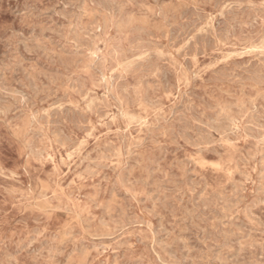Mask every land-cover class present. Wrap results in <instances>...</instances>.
Here are the masks:
<instances>
[{"label":"rangeland","instance_id":"obj_1","mask_svg":"<svg viewBox=\"0 0 264 264\" xmlns=\"http://www.w3.org/2000/svg\"><path fill=\"white\" fill-rule=\"evenodd\" d=\"M263 3L0 0V264H264Z\"/></svg>","mask_w":264,"mask_h":264},{"label":"bare ground","instance_id":"obj_2","mask_svg":"<svg viewBox=\"0 0 264 264\" xmlns=\"http://www.w3.org/2000/svg\"><path fill=\"white\" fill-rule=\"evenodd\" d=\"M91 1H92V0H91ZM103 1H105V0H103ZM112 1H113V0H112ZM116 1H117V0H116ZM215 1H216V0H215ZM94 2H95V1H94ZM110 2H111V1H110ZM222 2H223V1H222ZM101 3H102V2H101ZM104 3H105V2H104ZM115 3H116V2H115ZM118 3H120V2H118ZM127 3H128V2H127ZM158 3H159V2H158ZM197 3H198V2H197ZM223 3H224V2H223ZM229 3H230V2H229ZM107 4H108V3H107ZM227 4H228V3H227ZM230 4H231V3H230ZM263 4H264V3H263ZM119 5H120V4H119ZM233 5H234V4H233ZM100 6H101V5H100ZM102 6H103V5H102ZM106 6H107V5H106ZM108 6H109V5H108ZM111 6H112V5H111ZM125 6H127V5H125ZM235 6H236V5H235ZM251 6H252V5H251ZM160 7H161V6H160ZM261 7H262V6H261ZM261 7H260V8H261ZM108 8H109V7H108ZM114 8H115V6H114ZM119 8H120V7H119ZM192 8H193V7H192ZM243 8H244V7H243ZM193 9H194V8H193ZM198 9H199V8H198ZM230 9H231V8H230ZM237 9H238V7H237ZM111 10H112V9H111ZM186 10H188V9H186ZM138 11H139V10H138ZM191 11H192V10H191ZM201 11H202V10H201ZM231 11H232V10H231ZM255 11H256V10H255ZM258 11H259V10H258ZM112 12H113V11H112ZM226 12H227V11H226ZM228 12H229V10H228ZM245 12H246V11H245ZM262 12H263V11H262ZM259 13H260V12H259ZM116 14H117V13H116ZM182 14H183V13H182ZM191 14H192V13H191ZM195 14H196V13H195ZM199 14H200V13H199ZM199 14H198V15H199ZM226 14H227V13H226ZM237 14H238V13H237ZM243 14H244V13H243ZM247 14H248V13H247ZM251 15H252V14H251ZM257 15H258V14H257ZM262 15H264V14H262ZM122 16H123V15H122ZM124 16H125V15H124ZM191 16H192V15H191ZM200 16H202V15H200ZM238 16H239V15H238ZM131 17H132V16H131ZM183 17H185V16L182 15L181 18H183ZM235 17H236V16H235ZM235 17H234V18H235ZM247 17H249V16H247ZM128 18H129V17H128ZM189 18H191V17H189ZM212 18H213V17H212ZM224 18H225V17H224ZM226 18H228V17H226ZM234 18H233V19H234ZM238 18H239V17H238ZM249 18H251V17H249ZM249 18H248V19H249ZM109 19H110V18H109ZM111 19H112V18H111ZM125 19H127V17H126ZM131 19H132V18H131ZM169 19H170V18H169ZM195 19H196V18H195ZM199 19H200V18H199ZM214 19H215V18H214ZM233 19H232V20H233ZM253 19H254V18H253ZM196 20H197V19H196ZM203 20H204V19H203ZM215 20H216V19H215ZM219 20H220V18H219ZM251 20H252V19H251ZM194 21H195V20H194ZM213 21H214V20H213ZM216 21H217V20H216ZM223 21H224V20H223ZM235 21H236V20H235ZM238 21H239V20H238ZM249 21H250V20H249ZM189 22H190V21H189ZM218 22H219V21H218ZM252 22H253V21H252ZM201 23H202V22H201ZM225 23H226V22H225ZM227 23H228V22H227ZM249 23H250V22H249ZM193 24H194V23H193ZM199 24H200V23H199ZM189 25H190V24H189ZM217 25H218V24H217ZM224 25H225V24H224ZM228 25H229V24H228ZM245 25H246V24H245ZM173 26H175V25H173ZM193 26H194V25H193ZM195 26H196V25H195ZM218 26H219V25H218ZM231 26H232V24H231ZM238 26H239V25H238ZM247 26H248V25H247ZM249 26H250V25H249ZM249 26H248V27H249ZM182 27H183V26H182ZM184 27H185V26H184ZM186 27H187V26H186ZM188 27H189V26H188ZM227 27H228V26H227ZM233 27H234V25H233ZM240 27H241V26H240ZM138 28H139V27H138ZM197 28H198V26H197ZM238 28H239V27H238ZM210 29H211V28H210ZM232 29H233V28H232ZM131 30H132V29H131ZM146 30H147V29H146ZM175 30H176V29H175ZM177 30H178V29H177ZM207 30H208V29H207ZM222 30H223V29H222ZM224 30H225V29H224ZM228 30H229V29H228ZM263 30H264V29H263ZM132 31H133V30H132ZM136 31H137V30H136ZM140 31H141V29H140ZM183 31H184V30H183ZM239 31H240V29H239ZM133 32H134V31H133ZM177 32H179V31H177ZM177 32H176V33H177ZM181 32H182V31H181ZM204 32H205V31H204ZM211 32H212V31H211ZM224 32H225V31H224ZM252 32H253V31H252ZM122 33H123V32H122ZM138 33H140V32H138ZM138 33H137V34H138ZM142 33H143V32H142ZM145 33H146V32H145ZM151 33H152V32H151ZM189 33H190V32H189ZM162 34H163V32H162ZM174 34H175V33H174ZM219 34H220V33H219ZM219 34H218V36H219ZM256 34H257V33H256ZM147 35H148V34H147ZM149 35H150V34H149ZM178 35H179V34H178ZM182 35H183V33H182ZM182 35H181V36H182ZM223 35H224V34H223ZM228 35H229V34H228ZM235 35H236V34H235ZM243 35H244V34H243ZM139 36H140V34H139ZM171 36H172V35H171ZM171 36H170V37H171ZM174 36H175V35H174ZM225 36H226V34H225ZM231 36H232V35H231ZM244 36H245V35H244ZM259 36H260V34H259ZM259 36H258V37H259ZM144 37H145V36H144ZM149 37H151V36H149ZM199 37H200V35H199ZM221 37H222V36H221ZM248 37H249V36H248ZM173 38H175V37H173ZM181 38H182V37H181ZM203 38H204V37H203ZM208 38H209V36H208ZM222 38H223V37H222ZM149 39H150V38H149ZM170 39H171V38H170ZM183 39H185V38H183ZM192 39H193V38H192ZM209 39H210V38H209ZM226 39H227V36H226ZM258 39H259V38H258ZM131 40H132V39H131ZM190 40H191V39H190ZM205 40H206V38H205ZM207 40H208V39H207ZM144 41H145V40H144ZM147 41H148V40H147ZM156 41H157V40H156ZM176 41H177V39H176ZM181 41H182V39H181ZM213 41H214V40H213ZM227 41H228V39H227ZM150 42H151V41H150ZM173 42H174V41H173ZM178 42H179V41H178ZM197 42H198V41H197ZM244 42H245V41H244ZM248 42H249V41H248ZM119 43H121V42H119ZM175 43H176V42H175ZM213 43H214V42H213ZM245 43H246V42H245ZM148 44H149V43H148ZM159 44L161 45L162 43H159ZM177 44H178V43H177ZM201 44H202V43H201ZM204 44H205V43H204ZM119 45H120V44H119ZM150 45H151V44H150ZM173 45H174V44H173ZM190 45H191V44H190ZM194 46H195V45H194ZM209 46H212V45H209ZM215 46H216V45H215ZM137 47H138V46H137ZM142 47H144V46H142ZM190 47H191V46H190ZM190 47H189V48H190ZM195 47H196V46H195ZM195 47H194V48H195ZM113 48H114V47H113ZM122 48H123V47H122ZM130 48H131V47H130ZM130 48H129V49H130ZM201 48H202V47H201ZM201 48H200V49H201ZM131 49H132V48H131ZM200 49H199V50H200ZM140 50H141V49H140ZM181 50H182V49H181ZM190 50H191V49H190ZM130 52H131V51H130ZM116 53H117V52H116ZM122 53H123V52H122ZM140 53H141V52H140ZM182 53H183V52H182ZM197 53H198V52H197ZM199 53H200V52H199ZM133 54H134V53H133ZM200 54H201V53H200ZM182 55H183V54H182ZM182 55H181V56H182ZM189 55H190V54H189ZM257 55H258V54H257ZM261 55H262V54H261ZM112 56H113V55H112ZM130 56H131V55H130ZM132 56H133V55H132ZM143 56H144V55H143ZM152 57H153V56H152ZM102 58H103V57H102ZM135 58H136V57H135ZM158 58H161V56L158 57ZM115 59H116V58H115ZM119 59H120V58H119ZM126 59H127V58H126ZM149 59H151V57H150ZM187 59H188V58H186V61H187ZM133 60H135V59H133ZM143 60H144V59H143ZM145 60H146V59H145ZM154 60H155V59H154ZM168 60H169V59H168ZM182 60H183V59H182ZM102 61H103V60H102ZM139 61H140V60H139ZM150 61H151V60H150ZM150 61H149V62H150ZM104 62H105V61H104ZM191 62H192V61H191ZM225 62H226V61H225ZM250 62H251V61H250ZM257 62H258V61H257ZM261 62H262V61H261ZM102 63H103V62H102ZM155 63H156V62H155ZM157 63H158V62H157ZM159 63H160V62H159ZM185 63H186V62H185ZM188 63H189V62H188ZM234 63H235V62H234ZM112 64H113V63H112ZM112 64H110V65H112ZM142 64H143V63H142ZM163 64H164V63H163ZM165 64H166V63H165ZM260 64H261V63H260ZM262 64H263V63H262ZM137 65H138V64H137ZM152 65H153V64H152ZM155 65H156V64H155ZM158 65H159V64H158ZM158 65H157V66H158ZM250 65H251V64H250ZM91 66H92V65H91ZM147 66H148V65H147ZM149 66H150V64H149ZM149 66H148V67H149ZM190 66H191V65H190ZM259 66H260V65H259ZM259 66H258V67H259ZM104 67H105V65H104ZM111 67H112V66H111ZM133 67H134V66H133ZM140 67H141V66H140ZM151 67H152V66H151ZM251 67H252V66H251ZM168 68H169V67H168ZM173 68H174V67H173ZM221 68H222V67H221ZM256 68H257V67H256ZM256 68H255V69H256ZM259 68H260V67H259ZM148 69H150V68H148ZM156 69H157V68H156ZM196 69H197V68H196ZM237 69H238V68H237ZM255 69H254V70H255ZM257 69H258V68H257ZM102 70H103V69H102ZM123 70H124V69H123ZM130 70H131V69H130ZM150 70H151V69H150ZM152 70H153V69H152ZM189 70H190V69H189ZM131 71H132V70H131ZM133 71H134V69H133ZM133 71H132V72H133ZM141 71H142V70H141ZM171 71H172V70H171ZM221 71H222V70H221ZM242 71H243V70H242ZM244 71H245V70H244ZM249 71H250V70H249ZM143 72H144V71H143ZM143 72H142V73H143ZM193 72H194V70H193ZM217 72H218V71H217ZM223 72H224V71H223ZM229 72H230V71H229ZM251 72H252V71H251ZM259 72H260V71H259ZM259 72H258V73H259ZM261 72H262V71H261ZM101 73H102V72H101ZM108 73H109V72H108ZM155 73H156V72H155ZM155 73H154V74H155ZM163 73H164V72H163ZM163 73H162V74H163ZM167 73H168V72H167ZM225 73H226V72H225ZM230 73H231V72H230ZM246 73H247V72H246ZM253 73H255V72H253ZM109 74H110V73H109ZM162 74H161V75H162ZM221 74H222V73H221ZM227 74H228V73H227ZM244 74H245V73H244ZM256 74H257V73H256ZM147 75H148V74H147ZM163 75H164V74H163ZM165 75H166V73H165ZM228 75H229V74H228ZM251 75H252V74H251ZM260 75H261V74H260ZM97 76H98V75H97ZM102 76H103V75H102ZM117 76H118V75H117ZM155 76H156V75H155ZM167 76H168V75H167ZM193 76H194V75H193ZM232 76H233V75H232ZM246 76H247V75H246ZM246 76H245V77H246ZM252 76H253V75H252ZM99 77H100V76H99ZM118 77H119V76H118ZM162 77H163V76H162ZM165 77H166V76H165ZM250 77H251V76H250ZM250 77H249V78H250ZM255 77H256V76H255ZM143 78H144V77H143ZM252 78H253V77H252ZM258 78H259V77H258ZM145 79H146V78H145ZM151 79H152V78H151ZM186 79H187L186 81H188V78H186ZM196 79H199V78H196ZM218 79H220V78H218ZM111 80H112V79H111ZM212 80H213V79H212ZM212 80H211V81H212ZM224 80H225V79H224ZM242 80H243V79H242ZM263 80H264V79H263ZM105 81H106V79H105ZM112 81H113V80H112ZM191 81H192V80H191ZM195 81H196V80H195ZM109 82H110V81H109ZM143 82H144V81H143ZM166 82H167V81H166ZM166 82H165V83H166ZM228 82H229V81H228ZM237 82H238V81H237ZM262 82H263V81H262ZM78 83H80V82H78ZM106 83H107V82H106ZM263 83H264V82H263ZM163 84H164V83H163ZM170 84H171V83H170ZM172 84H173V83H172ZM83 85H84V84H83ZM105 86H106V85H105ZM114 86H115V85H114ZM145 86H147V85H145ZM167 86H168V85H167ZM83 87H84V86H83ZM106 87L109 88L108 84H107ZM106 87H105V88H106ZM115 87H116V86H115ZM121 87H122V86H121ZM164 87H165V86H164ZM187 87H188V86H187ZM79 88H80V86H79ZM129 88H130V87H129ZM138 88H139V87H138ZM136 89H137V88H136ZM129 90H130V89H129ZM243 90H244V89H243ZM17 91H19V90H17ZM17 91H16V92H17ZM82 91H83V90H82ZM125 91H126V90H125ZM135 91H136V90H135ZM178 91H179V90H178ZM194 91H195V90H194ZM107 92H108V91H107ZM136 92H137V91H136ZM138 92H139V91H138ZM195 92H196V91H195ZM224 92H225V91H224ZM243 92H244V91H243ZM247 92H248V91H247ZM66 93H67V92H66ZM125 93H126V92H125ZM18 94H20V93H18ZM91 94H93V93H91ZM101 94H102V93H101ZM128 94H129V93H128ZM137 94H138V93H137ZM192 94H193V93H192ZM21 95H22V94H21ZM131 95H132V94H131ZM133 95H134V94H133ZM147 95H148V94H147ZM193 95H196V94H193ZM63 96H64V95H63ZM185 96H186V95H185ZM198 96H199V95H198ZM46 97H48V96H46ZM113 97H114V96H113ZM129 97H130V96H129ZM145 97H146V96L144 95V98H145ZM231 97H232V96H231ZM59 98H60V97H59ZM64 98H65V97H64ZM116 98H117V97H116ZM147 98H148V97H147ZM200 98H201V96H200ZM262 98H263V96H262ZM26 99H27V97H26ZM55 99H56V98H55ZM60 99H61V98H60ZM66 99H67V98H66ZM130 99H131V98H130ZM206 99H207V98H206ZM236 99H237V98H236ZM254 99H255V98H254ZM104 100H105V99H104ZM134 100H135V99H134ZM145 100L147 101L146 98H145ZM153 100H154V99H153ZM157 100H158V99H157ZM201 100H202V99H201ZM204 100H205V98H204ZM26 101H27V100H26ZM84 101H85V100H84ZM207 101H208V100H207ZM97 102H98V101H97ZM120 102H121V101H120ZM135 102H136V101H134V103H135ZM150 102H151V100H150ZM157 102H159V100H158ZM204 102H206V101H204ZM126 103H127V102H126ZM155 103H156V101H155ZM159 103H160V102H159ZM51 104H52V103H51ZM60 104H61V103H60ZM98 104H99V103H98ZM98 104H97V105H98ZM100 104H102V103L100 102ZM107 104H108V103H107ZM188 104H189V103H188ZM194 104H195V103H194ZM217 104H218V103H217ZM253 104H254V103H253ZM253 104H252V105H253ZM152 105H153V104H152ZM189 105H190V104H189ZM208 105H209V104H208ZM250 105H251V104H250ZM254 105H255V104H254ZM259 105H260V104H259ZM49 106H50V105H49ZM100 106H101V105H100ZM187 106H188V105H186V107H187ZM193 106H194V105H193ZM193 106H192V107H193ZM218 106H219V105H218ZM220 106H221V105H220ZM229 106H230V105H229ZM236 106H237V105H236ZM103 107H104V106H103ZM180 107H181V106H180ZM208 107H209V106H208ZM212 107H213V106H212ZM245 107H246V106H245ZM253 107H254V106H253ZM258 107H259V106H258ZM55 108H57V107H55ZM171 108H172V107H171ZM176 108H177V107H176ZM216 108H217V107H216ZM250 108H251V107H250ZM255 108H256V107H255ZM255 108H253V109H255ZM263 108H264V107H263ZM72 109H73V108H72ZM74 109H75V108H74ZM88 109H89V108H88ZM183 109H184V108H183ZM225 109L227 110V108H225ZM257 109H258V108H257ZM36 110H37V109H36ZM56 110H58V108L55 109V111H56ZM68 110H69V109H68ZM94 110H95V109H94ZM173 110H174V109H173ZM194 110H195V109H194ZM201 110H202V109H201ZM214 110H215V108H214ZM226 110H225V111H226ZM239 110H240V109H239ZM241 110H242V109H241ZM245 110H246V109H245ZM260 110H261V109H260ZM263 110H264V109H263ZM53 111H54V110H53ZM76 111H77V110H76ZM187 111H188V109H187ZM187 111H186V112H187ZM222 111H224V110H222ZM222 111H221V112H222ZM56 112H57V111H56ZM66 112H67V111H66ZM77 112H78V111H77ZM212 112H213V111H212ZM238 112H239V111H238ZM250 112H251V111H250ZM254 112H255V111H254ZM256 112H257V111H256ZM48 113H49V112H48ZM52 113H53V112H52ZM64 113H65V112H64ZM67 113H68V112H67ZM78 113H79V112H78ZM104 113H105V112H104ZM160 113H162V112H160ZM201 113H202V112H201ZM240 113H243V112H240ZM55 114H56V113H55ZM86 114H87V113H86ZM184 114H185V113H184ZM194 114H195V113H194ZM211 114H212V113H211ZM213 114H214V113H213ZM244 114H245V113H244ZM35 115H36V114H35ZM51 115H52V114H51ZM64 115H65V114H64ZM67 115H68V114H67ZM75 115H76V114H75ZM171 115H172V112H171ZM171 115H170V116H171ZM174 115H175V114H174ZM241 115H242V114H241ZM245 115H246V114H245ZM250 115H251V114H250ZM53 116H55V115H53ZM69 116H70V115H69ZM69 116H68V117H69ZM72 116H73V115H72ZM163 116H165V115H163ZM179 116H180V115H179ZM207 116H208V115H207ZM216 116H217V115H216ZM225 116H226V114H225ZM247 116H248V114H247ZM257 116H258V115H257ZM260 116H261V115H260ZM58 117H60V116H58ZM58 117H57V118H58ZM80 117H81V116H80ZM155 117H156V116H155ZM196 117H197V116H196ZM198 117H200V116H198ZM232 117H234V116H232ZM43 118H44V117H43ZM45 118H46V117H45ZM57 118H56V119H57ZM202 118H203V117H202ZM216 118H217V117H216ZM257 118H259V117H257ZM257 118H256V119H257ZM53 119H54V118H53ZM56 119H55V120H56ZM69 119H71V118H69ZM83 119H84V118H83ZM166 119H167V118H166ZM180 119H181V118H180ZM183 119H184V118H183ZM210 119H211V118H210ZM239 119H240V118H239ZM250 119H251V117H250ZM35 120H36V119H35ZM47 120H48V118H47ZM60 120H61V119H60ZM73 120H74V119H73ZM75 120H76V119H75ZM75 120H74V121H75ZM86 120H89V118L86 119ZM159 120H160V119H159ZM200 120H201V119H200ZM225 120H226V119H225ZM227 120H228V119H227ZM32 121H34V120H32ZM52 121H53V120H52ZM71 121H72V120H71ZM74 121H73V122H74ZM79 121H80V120H79ZM198 121H199V120H198ZM255 121H256V120H255ZM46 122H47V121H46ZM108 122H109V121H108ZM175 122H176V121H175ZM210 122H211V121H210ZM214 122H216V121L214 120ZM233 122H234V121H233ZM246 122H247V121H246ZM57 123H58V122H57ZM152 123H153V122H152ZM179 123H180V122H179ZM182 123H183V122H182ZM208 123H209V122H208ZM208 123H207V124H208ZM216 123H217V122H216ZM256 123H257V122H256ZM261 123H262V122H261ZM261 123H260V124H261ZM76 124H78V123H76ZM175 124H176V123H175ZM205 124H206V122H205ZM212 124H213V123H212ZM225 124H227V123H225ZM65 125H66V124H65ZM222 125H223V124H222ZM229 125H230V124H229ZM235 125H236V124H235ZM256 125H257V124H256ZM40 126H41V125H40ZM54 126H55V124H54ZM58 126H59V125H58ZM87 126H88V125H87ZM87 126H86V127H87ZM191 126H192V125H191ZM197 126H198V125H197ZM205 126H206V125H205ZM251 126H252V125H251ZM260 126H261V125H260ZM56 127H57V125H56ZM63 127H64V126H63ZM88 127H89V126H88ZM129 127H130V126H128V128H129ZM159 127H161V126H159ZM193 127H194V126H193ZM201 127H202V126H201ZM225 127H226V126H225ZM253 127H255V126H253ZM253 127H252V128H253ZM33 128H34V127H33ZM80 128H81V127H80ZM131 128H132V127H131ZM154 128H155V127H154ZM187 128H188V127H187ZM187 128H186V129H187ZM211 128H212V127H211ZM215 128H216V127H215ZM227 128H228V125H227ZM248 128H249V127H248ZM58 129H59V128H58ZM170 129H171V128H170ZM201 129H202V128H201ZM222 129H223V128H222ZM229 129H230V128H229ZM234 129H237V127H236V128L234 127ZM38 130H39V129H38ZM123 130H124V129H123ZM167 130H168V129H167ZM194 130H195V129H194ZM213 130H214V129H213ZM223 130H224V129H223ZM238 130H240V128H239ZM246 130H248V129H246ZM251 130H252V129H251ZM256 130H257V129H256ZM29 131H30V130H29ZM52 131H53V130H52ZM95 131H96V130H95ZM126 131H127V130H126ZM126 131H125V132H126ZM137 131H138V130H137ZM156 131H157V130H156ZM200 131H201V130H200ZM204 131H205V130H204ZM215 131H216V130H215ZM230 131H232V130H230ZM235 131H236V130H235ZM41 132H42V131H41ZM54 132H55V131H54ZM62 132H63V131H62ZM118 132H120V131H118ZM147 132H148V131H147ZM147 132H146V133H147ZM205 132H206V131H205ZM205 132H204V133H205ZM209 132H210V131H209ZM211 132H212V131H211ZM219 132H220V131H219ZM251 132H253V131H251ZM258 132H259V131H258ZM35 133H36V132H35ZM39 133H40V132H39ZM59 133H60V132H59ZM92 133H93V132H92ZM181 133H182V132H181ZM188 133H189V132H188ZM190 133H191V132H190ZM201 133H202V132H201ZM225 133H226V132H225ZM253 133H254V132H253ZM255 133H256V132H255ZM33 134H34V132H33ZM61 134H62V133H61ZM124 134H125V133H124ZM152 134H153V133H152ZM191 134H192V133H191ZM191 134H190V136H191ZM194 134H195V133H194ZM196 134H197V133H196ZM196 134H195V135H196ZM222 134H223V133H222ZM251 134H252V133H251ZM260 134H262V133H260ZM27 135H28V133H27ZM62 135H63V134H62ZM182 135H183V134H182ZM185 135H186V134H185ZM206 135H207V134H206ZM206 135H205V136H206ZM253 135H254V134H253ZM34 136H35V135H34ZM188 136H189V135H188ZM218 136H219V135H218ZM230 136H231V134H230ZM261 136H262V135H261ZM183 137H184V136H183ZM220 137H221V136H220ZM256 137H257V136H256ZM33 138H34V137H33ZM67 138H69V137H67ZM67 138H66V139H67ZM122 138H123V137H121V139H122ZM184 138H185V140H187L186 137H184ZM208 138H209V137H208ZM258 138H259V137H258ZM263 138H264V137H263ZM58 139H59V138H58ZM70 139H71V138H70ZM70 139H69V140H70ZM77 139H78V138H77ZM124 139H125V138H124ZM155 139H156V138H155ZM209 139H211V138H209ZM137 140H139V139H137ZM192 140H193V139H192ZM200 140H201V137H200ZM200 140H199V141H200ZM139 141H140V140H139ZM143 141H144V140H143ZM201 141H202V140H201ZM207 141H208V140H207ZM235 141H236V140H235ZM59 142H60V141H59ZM65 142H66V141H65ZM75 142H77V141L75 140ZM140 142H141V141H140ZM261 142H262V139H261ZM61 143H62V140H61ZM144 143H146V142H144ZM144 143H143V144H144ZM193 143H194V141H193ZM195 143H197V142H195ZM207 143H208V142H207ZM211 143H212V142H211ZM258 143H259V142H258ZM124 144H125V143H124ZM163 144H165V143H163ZM85 145H86V144H85ZM111 145H112V143H111ZM114 145H115V143H114ZM125 145H126V144H125ZM131 145H134V144L132 143ZM131 145H130V146H131ZM211 145H212V144H211ZM255 145H257V144H255ZM108 146H109V145H108ZM108 146H107V147H108ZM160 146H161V145H160ZM262 146H264V145H262ZM30 147H31V146H30ZM33 147H34V146H33ZM64 147H65V146H64ZM98 147H99V146H98ZM102 147H104V146H102ZM99 148H100V147H99ZM108 148H110V147H108ZM198 148H199V147H198ZM207 148H208V147H207ZM211 148H212V147H211ZM216 148H217V147H216ZM29 149H30V148H29ZM96 149H97V148H96ZM96 149H95V150H96ZM127 149L129 150V148H127ZM39 150H40V149H39ZM100 150H101V149H100ZM205 150H206V149H205ZM208 150H209V149H208ZM260 150H261V148H260ZM40 151H41V150H40ZM40 151H38V153H39ZM112 151H113V149H112ZM126 151H127V150H126ZM126 151H125V152H126ZM201 151H202V149H201ZM36 152H37V151H36ZM42 152H43V151H42ZM90 152H91V151H90ZM114 152H115V151H114ZM214 152H215V150H214ZM259 152H260V151H259ZM262 152H263V151H262ZM135 153H136V152H135ZM165 153H166V152H165ZM40 154H41V153H40ZM104 154H105V153H104ZM129 154H130V153H129ZM129 154H128V155H129ZM258 154H259V153H258ZM41 155H42V154H41ZM88 155H89V154H88ZM88 155H87V156H88ZM124 155H125V154H124ZM105 156H108V155H105ZM130 156H131V155H130ZM161 156H162V154H161ZM164 156H165V155H164ZM249 156H250V155H249ZM254 156H255V155H254ZM50 157H51V156H50ZM59 157H60V156H59ZM111 157H112V156H111ZM158 157H159V156H158ZM192 158H193V157H192ZM95 159H96V158H95ZM52 161H53V160H52ZM69 161H70V160H69ZM69 161H68V162H69ZM149 161H150V160H149ZM150 162H152V160H151ZM126 163H128V162L126 161ZM62 164H63V163H62ZM69 164H70V163H69ZM103 165H104V164H103ZM157 165H158V164H157ZM194 165H195V164H194ZM263 165H264V164H263ZM95 166H96V165H95ZM98 166H99V164H98ZM107 166H108V165H107ZM176 166H177V165H176ZM100 167H102V165H101ZM103 167H104V166H103ZM147 167H148V165H147ZM260 167H261V166H260ZM262 167H263V166H262ZM123 168H124V167H123ZM263 168H264V167H263ZM263 168H262V169H263ZM91 169H92V168H91ZM96 169H97V168H96ZM109 169H110V168H109ZM260 169H261V168H260ZM88 170H89V169H88ZM90 171H91V170H90ZM95 171H97V170H95ZM121 171H122V170H121ZM255 171H256V170H255ZM259 171H260V170H259ZM151 172H152V171H151ZM261 172H262V171H261ZM92 173H93V172H92ZM64 174H65V173H64ZM250 175H251V174H250ZM242 176H243V175H242ZM243 177H245V176H243ZM106 178H107V177H106ZM126 179H127V178H126ZM190 179H191V178H190ZM104 180H105V178H104ZM106 180H107V179H106ZM123 180H124V179H123ZM183 181H184V180H183ZM123 182H124V181H123ZM123 182H122V183H123ZM129 182H130V181H129ZM191 182H192V181H191ZM251 182H252V181H251ZM114 183H115V182H114ZM125 183H126V182H125ZM195 183H196V182H195ZM117 184H118V183H117ZM192 184H193V182H192ZM233 186L235 187V185H233ZM193 187L195 188V185H194ZM203 187H204V186H203ZM238 188H239V187H238ZM172 189H173V188H172ZM179 189H180V188H179ZM239 189H240V188H239ZM246 190H247V189H246ZM257 190H258V189H257ZM81 191H82V190H81ZM100 191H101V190H100ZM241 191H242V190H241ZM198 192H199V194H200V191H198ZM129 193H130V192H129ZM164 194H165V193H164ZM83 196H84V195H83ZM134 196H135V195H134ZM132 197H133V196H132ZM196 197H198V196H196ZM133 198H134V197H133ZM245 198H246V196H245ZM160 199H161V198H160ZM194 200H195V199H194ZM213 200H214V199H213ZM230 200H232V199H230ZM219 201H221V200H219ZM261 201H262V200H261ZM203 202H204V201H203ZM224 202H225V201H224ZM161 203H162V202H161ZM222 203H223V202H222ZM236 203H237V202H236ZM236 203H235V204H236ZM261 203H262V202H261ZM170 204H171V203H170ZM232 204H233V203H232ZM66 206H67V205H66ZM66 206H65V207H66ZM164 206H165V205H164ZM225 206H226V205H225ZM236 206H237V205H236ZM249 206H250V205H249ZM95 207H96V206H95ZM132 207H133V206H132ZM134 207H135V206H134ZM67 208H68V207H67ZM97 208H98V207H97ZM148 208H149V207H148ZM205 208H206V207H205ZM219 208H220V207H219ZM221 208H223V207H221ZM47 209H48V208H47ZM248 209H249V208H248ZM67 210H68V209H67ZM152 211H153V210H152ZM212 211H213V210H212ZM248 211H249V210H248ZM153 212H154V211H153ZM202 212H203V211H202ZM219 212H220V211H219ZM237 212H238V210H237ZM250 212H251V211H250ZM229 214H230V213H229ZM154 215H156V214H154ZM246 215H247V214H246ZM253 215H254V214H253ZM256 215H257V214H256ZM208 216H209V215H208ZM151 217H152V216H151ZM196 217H197V216H196ZM226 218H227V217H226ZM127 219H128V218H127ZM132 219H133V218H132ZM132 219H131V220H132ZM198 219H200V218H198ZM220 219H221V218H220ZM116 221H118V220H116ZM136 221H137V220H136ZM131 222H132V221H131ZM146 222H147V221H146ZM262 223H263V222H262ZM123 224H124V223H123ZM173 224H174V223H173ZM68 226H69V225H68ZM68 226H67V227H68ZM70 227H71V226H70ZM70 227H69V228H70ZM155 227H156V226H155ZM155 227H154V228H155ZM172 227H173V226H172ZM121 228H122V227H121ZM124 229H125V228H124ZM209 229H210V228H209ZM158 230H159V229H158ZM67 231H68V230H67ZM69 231H70V230H69ZM122 231H123V230H122ZM156 231H157V230H156ZM155 233H156V232H155ZM119 234H120V232H119ZM159 234H160V233H159ZM137 235H138V234H137ZM137 235H136V236H137ZM158 236H160V235H158ZM105 237H106V236H105ZM140 237H141V236H140ZM51 242H52V241H51ZM53 242H54V241H53ZM158 242H159V241H158ZM160 242H161V239H160ZM184 242H186V241H184ZM160 244H161V243H160ZM153 245H154V244H153ZM163 245H164V244H163ZM164 246H165V245H164ZM169 246H170V245H169ZM202 246H203V245H202ZM52 247H53V246H52ZM170 251H172V250H170ZM174 252H175V251H174ZM171 255H172V254H171ZM227 255H229V254H227ZM174 256H175V255H174ZM240 256H241V255H240ZM249 256H250V255H249ZM220 257H221V256H220ZM246 257H247V256H246ZM239 258H240V257H239ZM215 259H216V258H215ZM230 259H231V258H230ZM240 259H241V258H240ZM245 259H246V258H245ZM138 260H139V259H138ZM141 260H142V259H141ZM159 260H160V259H159ZM184 260H185V259H184ZM231 260H232V259H231ZM235 260H236V259H234V261H235ZM15 261H16V260H15ZM239 261H240V260H239ZM236 262H237V261H236ZM163 263H164V262H163Z\"/></svg>","mask_w":264,"mask_h":264}]
</instances>
